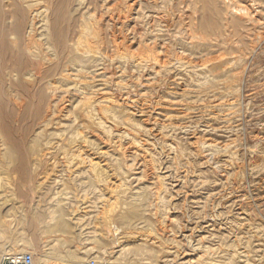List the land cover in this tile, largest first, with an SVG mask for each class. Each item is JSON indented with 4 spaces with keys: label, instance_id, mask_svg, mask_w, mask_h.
Masks as SVG:
<instances>
[{
    "label": "rangeland",
    "instance_id": "obj_1",
    "mask_svg": "<svg viewBox=\"0 0 264 264\" xmlns=\"http://www.w3.org/2000/svg\"><path fill=\"white\" fill-rule=\"evenodd\" d=\"M31 1L91 62L37 40L44 72L68 78L45 127L44 152L61 148L27 174L0 169V261L264 264V0H166L138 16L125 0Z\"/></svg>",
    "mask_w": 264,
    "mask_h": 264
},
{
    "label": "bare ground",
    "instance_id": "obj_2",
    "mask_svg": "<svg viewBox=\"0 0 264 264\" xmlns=\"http://www.w3.org/2000/svg\"><path fill=\"white\" fill-rule=\"evenodd\" d=\"M164 1H166V0H125V2L127 4H129L128 8L130 9L129 11L132 12L133 16H138L140 14L141 6H143L145 4L150 6V4L161 3ZM6 2L7 3L6 4L4 3V6H2L0 4V24H1V26L4 25L2 27V29H0V169L2 170V169H6L12 165L13 166L18 165L20 167H19V169H18V166L16 167L17 171L20 174L24 175V174H27V172L29 170V165L33 160L43 161V162H44V160L48 161V159L53 155V148H61V146L60 145L58 146V143H56V145H55L56 147L50 145L51 147L47 148L46 149L47 151L44 152V141H45L44 137L46 138L47 137L46 135L53 137V135L56 133L55 132L54 134H51V133L47 134L46 132H48L49 130H47L45 127L49 128L50 125L47 126L48 123L53 120L54 114H57L55 112H56V109H58L57 104L59 102L58 98H57V97H59V96H57L58 83H62L64 80H68V78L61 71L60 72L56 71L54 75L51 73V69L44 72V60L46 59L44 57V48H42V46H37V43L41 41V44L42 43L44 44V37H45V40H46L45 42H48L47 45L45 44L46 46H48L47 47L48 51L55 44L60 46L59 48L61 50H63L62 53L67 54L66 63L70 64V65L76 64L77 62H79V63H85L88 61L91 62V60L89 57H84L82 54H81L82 56H75L74 55L75 52L73 54V50L69 49V47L67 46L68 42L63 41V35H62V32L58 26V23L60 20H58L57 23L54 24L53 34L49 35V30H46L48 28L46 27V24L44 23V18H45L44 17L45 16L44 10L45 9H43L44 8L43 6H42L43 8L41 6H39V7H41V9H37L34 6L30 5L29 0H11V2H10V0H7ZM42 4H40V5H42ZM32 5H34V4H32ZM45 8H47V7H45ZM203 15H206V10H204ZM46 19H48V18H46ZM249 22H251V21H249ZM253 23H254V21H253ZM201 25L206 30H215L216 28H218L215 23H213V24L208 23V20H206L205 18L202 20ZM243 32H241V33H243ZM129 35H132L130 37L131 43H133V44L138 43L139 44V42H140L139 40L142 38V36L134 34V33H130ZM9 37H11L10 38L11 40L13 39V43L10 39H8ZM37 40H39V41L37 42ZM193 42L194 41H192V43ZM200 44H204V43H200ZM197 46H199V45H197ZM52 49H53V47H52ZM55 52H56V50H55ZM49 53H51V51ZM54 55H55V59H56V54H54ZM53 58H54V56H53ZM62 61H63V59H62ZM50 63H52V62H50ZM65 66H66V64H65ZM45 68H47V67L45 66ZM47 78H51V79H47ZM62 97L63 96H61V98ZM69 102H70V100H69ZM61 103H62V101H61ZM66 104H67V102H66ZM59 106H60V104H59ZM44 108H45V110H44ZM64 108H66V107H64ZM105 109L101 108L102 111ZM44 111H45V113H44ZM60 111H62V110H60ZM65 111H66V109H65ZM57 112L59 115V110ZM104 113H105V111H104ZM44 114H45V118H44ZM61 116H63V115H61ZM56 117H58V116H56ZM54 123H55V121H54ZM68 126L69 125L66 123L65 127H68ZM51 127H53V126H51ZM44 129H46V130H44ZM62 133H63V131H62ZM66 134H67V138H68V136L70 134L68 135V132ZM60 135L58 134V137ZM64 136H62V137H64ZM74 138H76V137H74ZM56 139H57V136H56ZM77 139H79V138H77ZM74 140H76V139H74ZM80 140H79V142H82V140L81 141ZM85 140H84V142H87ZM66 143H68V142H66ZM133 143L136 144L135 140H134V142H132V144L129 143L130 145L128 146V148H126L127 149L126 151L129 152L128 154H130V156L132 154V155H136L137 158L139 157L140 159H143L144 156L139 153V149L136 146H134ZM46 144H48V143H46ZM74 144H75V142H74ZM79 144H81V143H79ZM86 144H87L86 146H89L88 143H86ZM127 144H128V142H127ZM45 148H46V146H45ZM123 149H125V148H123ZM63 150L65 151V149H63ZM75 150L77 151L76 148H75ZM78 151H79V148H78ZM82 154H84V153H82ZM96 154H97L98 159L103 160V161L107 160L108 155H109V153L107 151H104V150H101ZM57 155H59V154H57ZM73 156H75V155H73ZM76 156H77V154H76ZM56 157H58V156H56ZM83 157H86V156H83ZM83 157H81V159ZM148 157H150V156H148ZM60 158L61 157L58 158V161ZM68 158L70 159V156H68ZM84 159H87V158H84ZM115 159L117 160V158H115ZM152 159L153 158H151L150 160L152 161ZM80 160H76V161L79 162ZM110 160H112V159L110 158ZM92 161H94V160H92ZM72 162H74V161H72ZM145 162H146V160L143 159L141 161V163H139V165L142 163H145ZM74 163H76V162H74ZM99 163H100V161H99ZM147 165H145V166H147ZM59 167H60V165H59ZM63 169H61V170H63ZM75 170H77V169H75ZM66 171H68V170H66ZM149 172H151V171H149ZM114 185H116V184H114ZM115 187L116 186H114V188ZM141 194L145 195V193H141ZM140 196H141L140 198H142L143 195H140ZM4 203H6V202H4ZM2 205L6 206L5 204H2ZM134 209H137V208L134 207ZM131 210L134 213L133 207L131 208ZM140 211L139 212L135 211V213L136 212L141 213ZM139 215H141V214H139ZM133 216L134 215L131 216L132 219H133ZM135 216L137 217V215H135ZM125 220H127V219H125ZM63 223L65 224L66 222H63ZM61 226H62V224H61ZM66 226H67V224H66ZM138 251H141V250L139 249ZM23 252H25V250ZM36 259H38V258H36ZM182 262L185 263L184 261H182ZM35 264H41V263H40V261L35 260Z\"/></svg>",
    "mask_w": 264,
    "mask_h": 264
},
{
    "label": "built area",
    "instance_id": "obj_3",
    "mask_svg": "<svg viewBox=\"0 0 264 264\" xmlns=\"http://www.w3.org/2000/svg\"><path fill=\"white\" fill-rule=\"evenodd\" d=\"M0 264H35V259L29 253L6 254L2 257Z\"/></svg>",
    "mask_w": 264,
    "mask_h": 264
}]
</instances>
